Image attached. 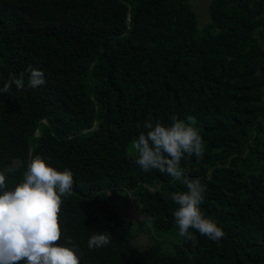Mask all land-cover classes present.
<instances>
[{
  "label": "trees",
  "instance_id": "trees-1",
  "mask_svg": "<svg viewBox=\"0 0 264 264\" xmlns=\"http://www.w3.org/2000/svg\"><path fill=\"white\" fill-rule=\"evenodd\" d=\"M208 6L199 30L190 0H0V88L29 65L46 81L0 93V171L6 190L36 156L73 172L58 243L80 264H264V0ZM171 115L203 138V159L181 167L224 232L195 233L196 247L179 236L173 253L151 232L179 231L171 197L186 186L130 150L146 120ZM131 195L148 229L116 210ZM94 232L112 239L90 249Z\"/></svg>",
  "mask_w": 264,
  "mask_h": 264
},
{
  "label": "clouds",
  "instance_id": "clouds-1",
  "mask_svg": "<svg viewBox=\"0 0 264 264\" xmlns=\"http://www.w3.org/2000/svg\"><path fill=\"white\" fill-rule=\"evenodd\" d=\"M25 71L29 74L27 82L24 72L19 76L10 73L0 93H10L13 85L17 91H23L26 84L30 89L45 84L43 71L31 65ZM188 119L186 123L171 115L170 125L146 120L145 131L133 139L130 150L137 155L135 163L142 171H158L186 186V191L172 194L177 205L172 215L178 235L196 247L195 233L218 242L224 232L215 219L206 217L200 209L206 186L199 179L187 178L181 167L183 159L202 160L205 151L202 136L192 118ZM74 185L70 169L58 171L40 156L28 164L23 182L13 190H6V175L0 171V264H80L73 248L58 243L62 197L71 195ZM111 239L108 233L94 232L88 247H104Z\"/></svg>",
  "mask_w": 264,
  "mask_h": 264
},
{
  "label": "rangeland",
  "instance_id": "rangeland-1",
  "mask_svg": "<svg viewBox=\"0 0 264 264\" xmlns=\"http://www.w3.org/2000/svg\"><path fill=\"white\" fill-rule=\"evenodd\" d=\"M212 0H190L193 10L197 16L198 20V29L203 30L204 26L209 24L211 22L210 12H209V4ZM116 210L123 214L124 216L128 217L134 222V228L139 229L140 226H144L147 229L149 228L147 225H145L142 222H147L143 219V217L140 215V205L136 201L135 197L133 195L130 196L128 201L122 202L120 204L116 205ZM138 222H141L138 224ZM141 224V225H140ZM138 245L139 246H145L146 242L148 240V233H138ZM152 239L156 240V238L160 237H166V238H160V242H162L163 247L168 250V252L173 253L174 249L172 245H176L180 241V237L178 235V232L173 229L168 232H157L153 231L151 232ZM173 249V250H172Z\"/></svg>",
  "mask_w": 264,
  "mask_h": 264
}]
</instances>
